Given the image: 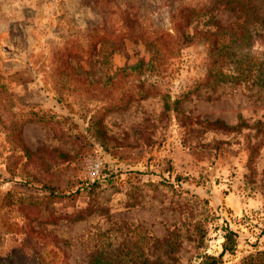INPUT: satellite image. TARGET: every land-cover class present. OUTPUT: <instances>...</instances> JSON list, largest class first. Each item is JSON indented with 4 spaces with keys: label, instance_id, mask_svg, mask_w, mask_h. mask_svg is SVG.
<instances>
[{
    "label": "rangeland",
    "instance_id": "rangeland-1",
    "mask_svg": "<svg viewBox=\"0 0 264 264\" xmlns=\"http://www.w3.org/2000/svg\"><path fill=\"white\" fill-rule=\"evenodd\" d=\"M260 60L222 0H0V264H199L227 226L264 264Z\"/></svg>",
    "mask_w": 264,
    "mask_h": 264
},
{
    "label": "trees",
    "instance_id": "trees-1",
    "mask_svg": "<svg viewBox=\"0 0 264 264\" xmlns=\"http://www.w3.org/2000/svg\"><path fill=\"white\" fill-rule=\"evenodd\" d=\"M222 1H225V6L228 9H230L233 13H235L237 16L247 17V19H248V18L252 17V15H255L258 20L264 21V18L259 16L258 12L256 11V7H255L254 3H252V0H222ZM223 29H224V32H223L224 34H222V35H227V34H229V32H233L232 28H228L226 26H224ZM186 38L190 39L191 36L190 37L187 36ZM236 40L239 42L241 41L238 36L233 37V35H231L228 39L216 38L214 40V42L218 44L217 46H220V45L223 46V44L231 43V42L234 45L237 42ZM263 64H264V60H260L259 65L262 66ZM241 65H242V63L239 62V64H237L234 69L238 70ZM248 65L251 66V65H255V64L249 63ZM232 77H233V75H232ZM261 77H263V78H261ZM256 79H262V81H263L262 84H264L263 72H259V75L256 76ZM209 123H211L213 125H219L221 127H228L227 124L223 120H220V119L210 120ZM97 183H98V181H93L89 185L94 186ZM58 195L64 196L66 194L65 193H59ZM236 236H237V234L234 230H232L228 226L225 227V233H224L225 240L223 242V248H222L221 252L217 256H208L204 261L200 262L199 264H219V263H221L223 256L227 252L233 253L237 249L238 241H237ZM87 264H96V260H94L93 255H91L89 257Z\"/></svg>",
    "mask_w": 264,
    "mask_h": 264
}]
</instances>
